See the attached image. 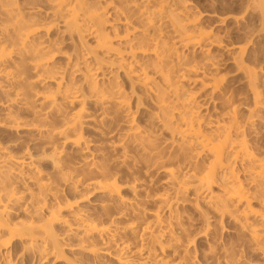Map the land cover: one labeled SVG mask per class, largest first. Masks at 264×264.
<instances>
[{
  "label": "bare ground",
  "instance_id": "bare-ground-1",
  "mask_svg": "<svg viewBox=\"0 0 264 264\" xmlns=\"http://www.w3.org/2000/svg\"><path fill=\"white\" fill-rule=\"evenodd\" d=\"M38 1L37 5L28 6L19 0H0V73L4 76L8 88L6 90L8 93L5 92L14 97L12 104L19 103L25 110H30L29 113L35 105H40L42 108L48 105L52 110L56 109L57 114L64 117L61 119L62 128L59 130L51 128L44 134L72 142L74 146L81 145L84 139L83 125L88 120L96 122L92 113L88 114L87 105L102 111L101 120L109 119L111 112H116L118 117L121 116L118 113L125 112L124 117H121L123 125L118 124L122 132L118 134L121 135L119 143L117 142L118 144L113 147L121 148V151L125 153L124 157H127L126 148L130 147L129 145L134 146L133 148L136 149L134 151H138L136 156L139 155L146 168L153 167L154 171L157 166H162V171L170 175L169 185L173 186L169 188V192L157 197L160 198L159 208L149 212L151 215L147 218L146 209L122 195L121 186L117 185L115 177L112 173L105 172L108 169L106 166L99 162L96 164L94 160L87 163L86 151H90L91 148L88 140H83L84 145L81 148L85 151L81 149L83 151L81 153L85 156L84 160L87 158L86 161L83 160V165L89 168V175L98 174L94 179L99 176L104 181L102 182L101 179L92 181L90 179L92 176H89V184L85 186L89 188L88 190L93 189L106 194L108 199L107 202H101L103 206L101 209L104 211L101 215L104 217L100 216V221L97 223L89 221L90 219L88 220L82 213L79 202H82L85 196L76 193L80 186L78 180L72 182L74 185H68L76 189L73 191L79 196L77 201L71 202L69 198L67 200H65L66 197L62 199L63 196L60 198L59 188L38 177L36 179L37 194L35 190L31 192L35 194H30L31 201H35L33 202L35 204L30 202L32 204L30 207L35 206L34 215H31L30 207H28L30 203H25L29 202L30 198L24 199L26 196L23 193L17 191L14 185H9L8 177L6 179L1 175L5 178L0 176V254L6 259L4 263L11 264L9 263L11 249L8 251L7 247L14 239L23 242L24 251L37 249L45 256L55 257L57 261L60 258L63 259L64 244L55 234L52 224L61 219L59 213L62 209H66L71 213L70 223L80 232L79 241L82 245L80 248L95 257L92 259L93 262L89 260V262H83L84 264H101L102 262L97 258L98 254L120 264H138L128 256L129 254L130 256L134 254L140 264H200L201 262L196 261L194 255H190L189 250L190 242L193 243L189 240L192 236L189 234L195 231V229L190 230L189 226H192L193 221L198 220H191V216L190 218L186 216L185 219L186 212H183L185 214L183 215L179 212L178 206L176 207L179 201L188 200L185 196L189 188L187 185L196 186L195 200L205 202L220 217L229 216L235 222L237 221L236 223H240L239 226H244L243 228H247L252 217L259 218L262 223V225L259 224L261 228L251 227L253 229L248 231L250 232L248 241L251 240V243L264 253V152L259 146L254 147L248 142L247 132H245L247 121L239 115V107L235 103L233 94H229L226 86L223 85L224 77L218 67L219 62L213 59L214 47L222 49L227 46L223 38L217 36L218 34L216 35L211 28V30L205 29L207 26L204 28L199 17L192 14L191 8L186 6L187 2L184 5L181 0V4L176 3L177 0H155L154 3V0H130V3L123 0L126 2L123 3L124 5L122 0H120L121 4L112 0L105 6L102 4L103 0H43L50 5L48 10H44L40 2L42 0ZM261 1L262 3L254 9L259 8L264 16V0ZM176 4L182 5L180 9L183 10L178 14L173 8ZM250 6H252L251 3L248 7ZM231 14L221 15L223 17L219 18L220 24L235 17ZM107 16L113 17L114 24L111 26L113 35L108 31L109 29L107 30ZM234 20H238V17ZM60 23L63 27L62 31L67 33L71 40L77 39L76 41L83 42L84 33L94 39V45H86L85 51H83L84 48L80 50L76 45L73 54H66L65 67L55 62L57 54L64 51L60 44L62 40L52 34L56 28L59 29ZM168 26L171 28L170 31L178 37V44L171 37L174 35L170 36L167 33ZM177 45L201 50L202 53L199 54L203 62H197L200 59L197 58L196 61L193 58L198 55H193L192 49L191 53L188 52L190 54H184L180 51L181 47ZM232 47L236 54H242V56L247 50L245 45ZM109 53L114 54L110 58L114 57L118 61H116L118 69L131 83H138L145 88L146 92L152 94V99L157 103L155 121L158 126L156 123L154 126L160 125V128L169 130L171 142H167L168 139H166V143L161 144L160 140H156L158 135H155L156 138L152 136L155 131L150 133L149 130L153 128L145 130L136 122L130 109V102L127 100L129 96L123 89L124 85L122 86L123 82L120 83L113 77V71L108 65L110 60L103 56ZM240 58L237 59L240 60ZM73 75L80 77L76 80ZM246 76L249 84L253 86L255 103L259 104L261 101L258 95L260 94L257 87H254L257 71L247 70ZM189 77L193 78L194 83H201V86L210 89V94L219 95L224 106V110L222 106L223 113L220 112L221 116H216L213 120L202 113L201 109L204 106L197 101L194 94L196 92H189L183 84V81ZM50 83L53 85L51 86ZM42 108L38 109L42 110ZM38 109L35 111L34 108L32 114L39 119L42 111ZM70 109L76 110L67 117ZM11 113L5 116L8 117L7 122L4 118V123L9 124L4 125L26 129V124L24 126ZM112 117H115L114 113ZM42 119L40 121H43ZM100 150L102 151L101 147ZM0 160V168L3 164L7 168L16 167L21 170L24 167H34L32 160H26L25 157L9 158L4 150L0 152ZM1 169L0 172L4 173ZM35 170H37L35 175H39L40 171ZM213 187H217L218 193L213 192ZM74 199H76L75 196ZM254 203L257 205L255 206ZM20 208L29 213L28 216H32L30 220H26V217L25 220H22L23 218L15 220L12 217V209L20 210ZM165 210L166 212H163ZM113 212L116 218L110 221L113 223L114 219H117L118 223L125 222L120 227L121 232L125 230L132 232V236L137 239L134 240V244L137 243L135 249L131 248L132 244L129 243L132 239L125 240L123 239L125 236L119 234L118 237L121 236V238H116L117 234L111 229L113 224L110 225V222H107ZM34 216L38 217L34 218ZM35 219L39 221L36 222ZM209 225L208 227L205 225V231H202L203 236L209 233ZM177 229L181 231L180 236H176ZM189 231L193 232L189 233ZM7 236L8 238H5ZM164 236H169L168 239L173 241L174 251L172 254L169 252L171 255L165 253L171 243L166 245L167 240L165 242L162 240ZM212 248L214 246L209 247V250ZM209 250L205 253V257L210 255ZM79 260L68 262L83 264L81 262L83 260Z\"/></svg>",
  "mask_w": 264,
  "mask_h": 264
},
{
  "label": "rangeland",
  "instance_id": "rangeland-1",
  "mask_svg": "<svg viewBox=\"0 0 264 264\" xmlns=\"http://www.w3.org/2000/svg\"><path fill=\"white\" fill-rule=\"evenodd\" d=\"M19 1H23L25 4H28V6H35L39 2L38 0H25V1L19 0ZM110 1L112 0H103L102 4H104L105 6ZM114 1L117 4H121L120 0H114ZM125 1H127L128 3L131 2L130 0H125ZM125 1L122 0V4L126 3ZM178 1L180 0H177L176 3L181 4V1H183L184 5L187 2L186 6L189 7V9L191 8L192 14H196V16L199 17L201 24H204L203 25L204 28L205 26H207L205 29L211 28L212 31L216 33V35L218 34L217 36L223 38V40L225 41L224 44L225 43L227 44V46L223 47L222 49H217L215 47L213 48L214 50L212 49L213 59L219 62L218 67H220L219 68L220 72L223 74L224 77L223 85L226 86L225 88L227 89V92H229V94H233L232 96L234 97L235 103L239 107V115L242 116L243 120L247 121V124L245 125L246 126L245 132H247L246 136L248 142H250V144L253 145L254 147L259 146L264 152V16L259 8L254 9L255 7H258L259 4L262 3V1L261 0H255V1L254 0L253 1L252 0H185V1L181 0L180 2ZM40 2L43 5L44 10H48L50 5H48V3H46L43 0ZM154 2L155 0L153 1V3ZM250 3L252 6L248 7ZM180 4L179 5L176 4L175 5L176 7H173L174 11L177 14L179 11L181 12L183 11L180 9L182 6ZM150 8L152 9L154 7H150ZM201 12H203V14ZM199 13L202 14V16ZM230 13H232L235 17H238V20H234L235 17H231L224 24H220L219 18L223 17L221 15L230 14ZM107 18H108L107 30L109 29L108 31H110L111 35H113V30H112L113 28H111L112 24H114L112 20L113 17L107 16ZM169 27L170 26H168V28L166 27L167 33L170 34V36L174 35L171 37L177 43L178 37H176V34H173L174 32L170 31L171 28ZM62 28H63L62 24L60 23L59 29L56 28L55 29L56 31L54 30L52 34L57 39L62 40V42L60 41V44L64 50L57 54L58 57L55 58L56 59L55 62L57 65L65 67L66 56H67L66 54L68 53L73 54L75 52L76 45H78L80 50L84 48L83 51H85L86 45H91V44L94 45V41H93L94 39L90 38V36L84 33L83 42L81 41L79 42V40L76 41L77 39L71 40V38L67 36V33H64L62 31ZM175 37L177 39H175ZM169 39L172 41L171 38ZM116 42L115 45H117ZM232 43L233 45H231ZM238 45H245L247 48L243 56L242 54H238V53L236 54L235 49L232 47ZM177 46H179V48L181 47L180 49L182 50L180 49L179 50L184 52V54H187L188 52L191 53L190 50L192 48L188 49L181 45H177ZM192 50H193L192 51L193 55H198L200 57L199 53L201 52V50L199 49L196 50L192 49ZM109 54H105L103 56H105L107 60H110L109 61L110 63L108 65L111 67L110 70L113 71L112 73L113 77L116 78L120 83L123 82L122 86L124 85L123 89L126 90L125 91L126 95L129 96V99L127 98V100L128 102H130L129 103L130 109L131 112H133L132 115H134L136 122L139 124V126H141V128L143 129L145 128V130H149L153 128L152 130L149 131H151L150 132L151 134L155 131L152 136L156 138L157 136L155 135H158L156 140L158 141L160 140L161 144H163L166 141V139H168L167 142H169L170 139L172 140L171 135L169 134L170 133L169 130L166 129L167 130L166 131L164 130V128H160L161 127L160 125L159 127H155L156 125L154 126V123H156L158 126V123L155 121L157 103L156 101H154V99H152L151 97L152 94L146 92L145 88H143L138 83L136 84L131 83L130 80L127 79L126 76H124L123 72L120 69H118L117 66L118 63H116L117 60H115L114 57L110 58V56H114V54L112 53ZM236 55H240V56H236ZM198 56H193V58L195 60L197 58L200 59L196 61L202 63L203 62V60H201L202 57L199 58ZM239 57H241L240 60L237 59ZM112 60L114 62H112ZM250 69L251 70L254 69V71H257V80H256L257 86L255 84L254 87H257L260 94V96L258 95L259 97L258 99L259 101H261L260 103L258 102L259 104L255 103V98H254L255 96L253 94V89H252L253 86L249 84V80L246 76V71ZM73 77L77 80L79 79L80 76L73 75ZM5 82L6 81L4 79V76L1 75L0 76V123L1 122L3 123H1L0 125V152L4 150L5 152H7L9 158L25 157L26 160H32V162L34 163L33 166L35 168L31 167L32 168L31 169L24 167L22 168V170L17 169L16 167L7 168L2 163L3 164L1 167L2 169L1 168L0 169L3 170L5 174L0 172L2 173L0 174V176L3 175L6 179L8 177L9 180L7 181H10L9 185H14L13 187H15L17 191L23 193L24 196H26L24 197V199L27 197L30 198L29 202L27 200H23L24 202L27 201L25 203L29 204L30 202L31 203L35 202L34 200L33 202L31 201L32 196H30V194L34 193V192L31 193L32 190H35V193L37 194L38 190L36 191L37 189L36 179L39 177L40 179L44 180V182L47 183L51 182L52 183V184L50 183L51 185H55L56 188H59L58 190L61 191L59 192L60 198L63 196L62 199L63 198L65 199L66 197L65 200L69 198L71 202H74L75 200L77 201V199L79 198V196H77L78 193L79 195L80 194L84 195L85 197L82 196L84 197L82 198V202L78 201L80 208H82L83 211L82 213L86 215V218L88 220L90 219L89 221L99 223L100 216H102L101 212L103 211V209H101L103 207L101 205V202H107L108 199H106V194L93 189L88 190L89 188L85 186L89 184L90 179H92V181L98 179H101V181L103 180L99 176H97V178L94 179L95 175L98 174L89 175V168L83 165L84 161H86L87 158L86 160L83 159L85 156H82L81 151L83 150V148L81 147H83L82 145H84L83 140L85 141L88 140L91 149L89 148L90 151H86V153L88 154L87 163H89V161L92 162L94 160L95 163L97 162L96 164H98L99 162L102 165L106 166L108 169L107 171L105 170V172L112 173V176L115 177L116 182H118L117 185H119V187L121 186L120 189L122 195L126 199L131 200L134 203L140 205L141 208L146 209V211H148L147 218H149V216L151 215V213L149 212H153V210L156 211L157 207L159 208L160 198L157 197L162 196L163 193L169 192L171 186H173V185L170 186L169 185L170 182H168V180L170 181V175L162 171L163 168H161L162 166L160 165L157 166L154 171H153L154 169L153 167L152 169L151 168L147 169L143 161H142L143 164H141L142 159L138 157L139 155L136 156L137 155L136 153L138 151L136 152L134 151L136 150L134 149L135 148L134 146L133 148L131 145H129L132 149L130 147L126 148L128 150V152L126 153V155H128L127 157H124L123 154L125 153L124 151H121V148L113 147V145H117L119 143L118 140L120 139L121 135L118 134H121L122 132L118 124L122 123L123 125V119L121 117L125 112L118 113V115H121L119 117L116 116V112H111L109 113V119L101 120L100 118L102 116V111L100 109H93V107L87 105L88 114L92 113L93 117H95L96 119V122L94 120L89 122L88 120V122L83 125L82 136L84 139L81 141V145L79 144L80 146L79 145L74 146L75 144H73L72 142L65 141L64 139H58L57 137L54 138V136H51L50 134H46V135L44 134V133H48L46 131L51 130V128L52 130L54 129L59 130L62 128L61 119H63L64 117H60L58 115L59 113L57 114L56 109L52 110V108H50V106L48 105H44L43 108L40 105H35L31 109V112L29 113L30 110H25L24 108L21 107L22 105H20L19 103H14L13 105L12 103L14 99L12 98L14 97H12L11 94H7L8 92L6 90H8V88ZM183 82H184L183 83L184 86L186 87V90H188L189 92L193 91L191 93L196 92L194 94H196L195 96L197 101H199V103L203 104L204 106V108L201 109L203 114L204 113L207 114V117L210 116L209 119L213 118V120L216 119V116L218 117L219 115L220 116L222 115L220 112L224 110V106L222 105L223 103L219 99L220 97H218L219 95H217V93H214L216 95L212 93L210 94L209 92L210 89L208 90V88L201 86V83L198 82L194 83V80L193 78L191 79V77H189V79H185ZM50 84L51 86L53 85L52 83ZM15 88L19 89V87H15ZM8 99L10 100L8 101ZM222 106H223V110H222ZM34 108L35 111L38 108L39 109L42 108V110L38 109L40 112L42 111L40 115L41 117H39V119L35 118L34 114H32V112H34L33 111ZM75 110H71V109L68 110L67 117H69V115H71ZM6 111L12 112L11 114L15 115V117L19 120V122L24 124V126L26 124L27 126V127L25 126L26 129L24 130L16 129L15 127H12V125L6 127L4 124L7 125L9 124V123H4L5 122L4 118L6 122L8 120V117L6 118L5 116H7L9 112L7 113ZM113 113L116 118L112 117ZM33 118L36 120H34ZM40 119H42L44 122L40 121ZM112 121L114 122V124H112L113 123ZM14 128L17 131L14 130ZM95 130H99V131H95ZM111 145L114 149L111 147ZM100 147L102 148V151L100 150ZM132 150L134 153L132 152ZM117 160H119V162ZM134 161L136 162V164ZM123 162H125V164ZM169 166L172 167L173 165H169ZM35 169H38L40 171L39 175H35L37 174L35 173L37 171ZM147 170L151 172L149 171L147 172ZM3 176L1 177L4 178ZM89 176L92 177L90 178ZM112 176L111 178H113ZM74 180H78V182H80V184L78 183V185H80L78 190L72 187L70 188L68 186V185L70 186L74 185L72 183ZM82 185H84V187ZM131 186H133L135 189ZM187 187L189 188H187L188 190L185 196L187 197L188 200L185 199V200H181V202L179 201L176 207L178 206V210H180L179 212L181 214H183V212L184 213L186 212L185 213L186 215L183 214L185 215V219L187 218L186 216H188L189 218L191 216L192 217L191 220L192 219L198 220L196 222L193 221V224H191L193 227L189 226L191 229L188 227V230L190 229L194 231L195 229L194 232L189 231V233L193 232V234H189V235L194 236V233L196 232L195 233L196 235L194 237L190 236L193 239L191 238L189 239L190 241L192 240L193 242L192 244L191 242L189 244V250L191 252L190 255L191 254L194 255L195 260L201 262L200 264H264V253L261 250H259V248L255 247L251 243V240L248 241L249 240L248 238H250L249 237L250 232L248 233L249 229L251 231V229H253L251 227L253 226H256V228L257 226L258 228H261L260 226L262 225V223L259 220V218L252 217L250 220L251 222L249 221L250 223L247 225V228L246 227L243 228L244 226H239L240 223H236L237 221L235 222V220L230 218L229 216H224V218H222V216L220 217L218 213H215L216 211L214 210L212 211V209L208 206V204H206L201 200L198 201L195 200L197 198L194 193L195 192L194 188L196 186L194 187L193 185L190 186L187 185ZM73 189L74 191L75 190L77 191L76 192L77 194L73 191ZM212 190L213 192L217 191V187H213ZM215 193H218V191ZM74 196L76 197V199H74ZM31 203L29 204V206L28 205L27 206L28 207L32 206ZM255 204L257 205V203H254V205ZM257 207L260 208L259 206ZM34 208L35 206L30 207L29 209L32 213L31 215H34L33 213ZM21 210L23 212H21ZM114 212L111 218L107 222L108 223L110 222V225L113 224L111 225V229L113 232L117 234L116 235L117 239L118 238L120 239L121 236H125V238L123 237L122 238L128 241L132 239L131 241H129V243L130 245L132 244L131 248H134L137 245V243L134 244L135 242L134 240L137 239L135 238V236H132L133 235L132 232L127 230H125V232L124 231L121 232L120 227L123 226L125 222L124 223L119 222L120 225L118 221H116L117 219H114L115 222L113 223L111 222L112 218H116L115 217L116 214ZM117 212H120V210H117ZM163 212H166V210ZM28 214L29 213H26L21 208L20 210L12 209V217L15 218V220L17 218L18 219L23 218L22 220H25V217L26 220L27 219L30 220L32 216H28ZM59 214H60L59 218L61 219L56 220V222L52 224V229L55 230L54 231L55 234L58 235L59 240L64 244L63 246H64L65 257L63 259L60 258V260L57 261L55 257H51V256L49 257L48 255L45 256L42 254V252H40L37 249L24 251L23 242L20 241L19 239H14L11 240V242H9V245L7 247L8 251L11 249L10 250L11 260L9 261V258H7V261H9V263L11 264H69L68 261L70 260L77 261V259H80L79 261L83 260L81 261L82 263L83 262L86 263L85 261L89 262V260L93 262L92 259L95 257L92 254L89 255L87 251H85L84 249L82 250V248H80V246H82L80 245L81 241H79L80 232L79 230H77V227H75V225H72L70 223L71 213L69 212V210L62 209ZM163 214L167 215L166 213ZM37 217L38 216L36 217L34 216V218ZM38 219L42 220V218H38ZM37 220L35 219L36 222ZM208 224H210L209 233H208L209 235L206 234L205 236H203L202 231H205L204 227L205 225H207L208 227ZM198 226L200 227L198 228ZM176 232H177L176 236L181 235L180 230L177 229ZM118 234L121 236L118 237L119 236ZM5 238H8V236ZM168 238L169 236H164L162 240L163 242L167 240L165 242L166 245H169L171 243V246H169L168 247L169 249H166L165 252L166 255H171L174 251V247L172 246L173 241H170ZM213 246L214 248L209 250V247L211 248ZM208 250L210 251L209 252L210 255L205 257V253L208 252ZM98 255H99L97 257L98 260L103 264H120L112 260L111 262L109 259L102 257V255L100 254ZM130 255L131 254H129L128 256L131 257L133 260H135V262L140 264L139 261L137 260V257L134 254H132V256ZM0 257H1L0 264H5L4 263V260L6 261V259H4L5 257H2V254H0Z\"/></svg>",
  "mask_w": 264,
  "mask_h": 264
}]
</instances>
